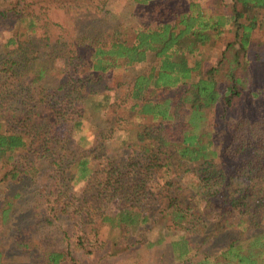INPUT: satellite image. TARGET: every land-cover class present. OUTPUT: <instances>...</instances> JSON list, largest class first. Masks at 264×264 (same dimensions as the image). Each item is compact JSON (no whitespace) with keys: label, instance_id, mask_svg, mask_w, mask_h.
I'll return each mask as SVG.
<instances>
[{"label":"trees","instance_id":"16d2710c","mask_svg":"<svg viewBox=\"0 0 264 264\" xmlns=\"http://www.w3.org/2000/svg\"><path fill=\"white\" fill-rule=\"evenodd\" d=\"M135 1L146 5L154 0ZM164 2L176 7L175 3L181 0ZM199 4L191 1L188 11L181 14L177 11L174 22L141 29L133 44L108 43L93 33L91 36L83 33L66 54L74 61L61 83L63 94H52L44 87L40 81L44 68L39 71L35 68L28 83L21 84V94L17 96L19 107L15 96L10 95L9 99L0 91V109L12 110L9 118H19L30 129L26 134L0 132V162L8 169L0 177V192L9 183L13 186L12 182L19 187L24 179H42L45 172L37 164L44 160L51 164L53 158L55 164L64 168V175L70 174L69 180L86 179L92 188L104 193L105 199L118 201L111 215L105 214V208L99 209L103 206L102 197L96 198L99 207L86 203L84 209L88 213L91 207L99 217L102 213L101 221L111 222L119 236L130 231L131 226L149 224L138 232L149 230L153 223L171 215L173 221L169 227L183 230L184 234L168 246L170 254L182 259V264H264V113L258 117L232 115L235 100L243 95L242 77L236 69L243 65L240 55L248 50L252 33L259 24L258 11L264 9V0H233L231 14L216 13L215 17ZM24 14L16 6L9 14L10 23L17 21L18 25ZM231 23L236 26L240 49L231 58L234 66L230 67L229 83L222 90L217 74L224 67L229 46L219 61L222 67H210L199 78L194 72H201L198 57L213 34L221 33ZM34 34L29 35L25 45L15 39L21 37L19 32L14 39L10 37L9 42H18L21 50L28 53ZM58 38L60 43L68 44L64 35ZM148 52L160 58V65L149 75L138 77L134 86L133 96L137 102L132 108L139 118H145V122L140 120L135 127L136 137L131 144L134 147L120 156L104 157L99 171L91 165L92 153L95 154L97 148L79 152L68 162L59 161L58 158L67 156L61 149L69 148L73 141L50 135L47 124L64 111L72 118L76 113L80 117L84 114L82 108L73 104L79 98L75 93L82 87L91 91L89 97L93 107L110 105V86L100 87L107 80L106 74L117 69L121 60L129 64L144 61ZM18 67V61H12L9 69L12 76ZM23 74L30 77L29 73ZM12 85L16 88L15 82ZM210 112L212 119L209 121ZM78 120L75 119L77 125L80 124ZM106 137L96 142L101 151ZM183 173L190 174L197 184L188 183L187 186L181 178ZM57 188L61 190L53 202L52 197L57 192L51 189V195L46 192L47 186L44 189L45 202L48 205L52 202L54 214L68 211L69 205L61 203L65 186L57 184ZM14 207L15 204L5 200L4 220ZM48 212L47 220L52 221L55 215ZM126 238L129 240L128 236ZM130 238L133 244L140 242ZM221 240L222 246L219 245ZM108 241H112L114 247L120 245L116 238L110 237ZM2 257L0 250V263ZM63 257L61 251L47 252L46 264H64Z\"/></svg>","mask_w":264,"mask_h":264},{"label":"rangeland","instance_id":"374dc122","mask_svg":"<svg viewBox=\"0 0 264 264\" xmlns=\"http://www.w3.org/2000/svg\"><path fill=\"white\" fill-rule=\"evenodd\" d=\"M78 1L79 3L75 5ZM164 1L154 0L143 5L135 0H0V91L9 99L12 98L10 95L15 96L17 102V96H20L22 90L21 84L28 83L35 68L38 71L39 68H44L40 80L44 87L52 94H63L61 83L69 72L71 62L74 61L66 54L68 49H72L74 40L83 33L90 36L93 33L108 43L124 41L133 44L141 29L155 27L167 21H176L177 11H180V14L188 11L191 1L200 3L201 8L206 9L214 17L216 13L231 14L233 10V0H181L175 3L176 7ZM16 6L25 13L24 19H20L18 25L17 21L10 23L9 16ZM5 13L8 15L4 16ZM258 15L259 24L252 33L248 50L240 55L243 65L236 69L237 74L242 77L243 95L237 98L232 106L234 116L243 114L258 117L264 113V9H260ZM223 29L221 33L213 34L206 44L207 47H202L204 51L198 57L201 72H194L199 78L204 76L210 67H222L219 61L223 51L229 46L224 67L220 68L217 74V79L221 80L219 86L222 90L229 83L227 74L230 67L234 66L231 58L240 49L236 26L231 23ZM16 32H19L21 37L15 38ZM24 33H27L26 36ZM32 33H36L35 37L31 38L34 42L30 43L31 48L25 53L18 42L23 41L25 45ZM61 35L67 38V45L59 42L58 37ZM10 37L19 41L11 44ZM47 58L49 62L46 61ZM12 61H18L20 64L13 76L9 70ZM159 65L160 58L154 52H148L147 58L140 62L129 64L121 60L117 69L108 72L107 80L100 84V87H104L105 84L110 86L108 91L111 94L110 105L103 108L93 107L92 99L89 97L91 91L86 87L80 88V91L75 93L79 96L78 101L73 104L77 108H82L84 114L80 117L76 113L74 115L76 117L72 118L64 111L58 115L59 118L55 121L52 118L53 122L47 124L50 135L73 141L69 143V148L61 149L67 156L58 160L68 162L69 158L74 159L79 152L97 148L98 151L92 153L94 161L91 165L99 171L104 157L108 155L117 157L131 150L134 147L131 144L136 137L135 127L140 120L141 123L145 122V118H139L136 110L132 108L137 102L133 96L134 86L138 77L149 75L154 68L157 70ZM23 73H29L30 77ZM14 82L16 88L12 85ZM19 102L20 100L17 107ZM12 115V110L9 112L7 109L3 111L0 109V132L30 131L19 118H9ZM208 115L210 121L211 112ZM75 119H79V125L75 123ZM105 135L107 137L104 150L101 151L96 142ZM103 152L107 154L104 155ZM37 166L44 169L42 179L38 181L24 179L19 187L12 182L13 186L9 183L0 192V250L3 252L0 264H46L47 252L51 251L63 252L64 264H73L72 260H75L76 264H182L180 262L182 259L179 260L173 253L170 254L172 251L168 246H172V242L178 241L184 234L183 230L169 227L173 221L171 215L153 223L149 230L145 228L141 233L138 232L139 228L148 227L149 224L136 228L131 226L130 231L119 236L111 222L101 221L104 216L102 213L99 217L91 207L88 213L84 209L86 203L88 206L90 203L98 206L96 198L102 197L103 206L99 209L102 211L105 208V214L111 215L118 207L117 200L105 199L104 193L100 194L101 191H97L96 187L92 188L86 179L69 180L67 168L64 175L62 172L64 168L55 164L53 158L51 164L44 160ZM172 169L176 175V169L174 167ZM7 170V166L0 162V177H3ZM181 178L187 186L188 183L190 185L196 183L188 173H183ZM57 184L65 186L61 203L69 205L66 207L68 211L54 214L52 202L61 190L57 188ZM46 186L47 193L53 195L51 189L57 192L49 205L45 202ZM7 199L15 204V207L4 220L2 207ZM5 205L8 207L7 203ZM48 211L55 215L52 221L47 220L50 215ZM110 237L116 238L120 245L115 244L114 247L113 242L108 241ZM130 237L140 242L133 244ZM161 238L164 240L159 242ZM131 244L133 246H130ZM219 245H223V240ZM214 248H217L215 244ZM262 257L264 259V248Z\"/></svg>","mask_w":264,"mask_h":264}]
</instances>
